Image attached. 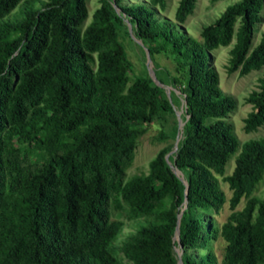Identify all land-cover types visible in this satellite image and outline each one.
Listing matches in <instances>:
<instances>
[{
  "label": "trees",
  "instance_id": "obj_1",
  "mask_svg": "<svg viewBox=\"0 0 264 264\" xmlns=\"http://www.w3.org/2000/svg\"><path fill=\"white\" fill-rule=\"evenodd\" d=\"M86 1L0 0V264H123L115 250L130 264H177L176 248L181 264H264V195H253L264 177V137L239 143L227 120L236 102L209 65L210 53L233 41L227 72L262 70L244 99L243 131L264 126V34L251 47L262 0L229 4L199 39L181 30L195 0H178L173 22L153 10L165 0H100L83 27ZM123 20L150 55L172 57L187 117L173 155L161 147L147 174L130 179L141 128L171 105L151 78L129 81L116 40ZM216 177L230 191L219 228L196 215L226 202ZM140 217L115 247L122 220ZM217 237L225 243L219 262L199 253Z\"/></svg>",
  "mask_w": 264,
  "mask_h": 264
},
{
  "label": "rangeland",
  "instance_id": "obj_2",
  "mask_svg": "<svg viewBox=\"0 0 264 264\" xmlns=\"http://www.w3.org/2000/svg\"><path fill=\"white\" fill-rule=\"evenodd\" d=\"M100 0H87L86 9L87 17L83 22V27L90 21L92 12L100 6ZM149 0H121V6L143 4L148 5ZM237 0H195L194 9L187 17L186 21L181 25L184 34L199 39V33L202 27L212 23L226 6ZM178 0H165V7L159 10L157 6L153 7L156 17L159 20L173 22V15ZM118 11V10H117ZM124 27L116 28V40L123 48L125 59L127 62V75L129 81L134 79L151 78L152 81L162 88L164 97L171 105V110L161 113L150 124L142 127V134L137 139L134 158L131 165L126 170V178L142 177L148 172V162L155 156L157 151L163 146H172L168 156L173 155L174 146H177L182 139V127L187 120L185 116L184 95L177 86L172 82L174 77H178V71L172 57L163 52H153L149 54V46L144 45L136 38L129 24L123 20ZM237 25V24H236ZM235 25V27H236ZM126 28V29H125ZM264 34V0H262V8L259 12V20L255 24L254 34L251 47L255 46L261 35ZM233 41L226 47H219L210 53L209 65L215 70L218 76V87L225 95L232 97L236 102V109L228 115V121L233 127V133L239 143L250 138L264 137V126L258 128L255 132L246 134L243 131V119L250 112L251 106L246 104L244 99L253 90H256L258 79L262 76V70L254 71L246 76L239 77L237 73H228L226 70L228 61V51ZM162 137V139L160 138ZM28 152L33 160H40L43 153L34 147L28 148ZM169 163V162H168ZM233 168V157L228 161L224 175L231 173ZM178 175L182 177L179 172ZM220 190L223 192L226 202L218 209L198 210L196 215L202 218L204 225L219 226L226 220L230 213L227 199L230 191L227 185L221 181L220 177H216ZM253 195L262 197L264 195V177L257 184L253 191ZM243 205V200L236 207L239 210ZM138 220V221H136ZM132 221H123V225L117 239L115 247L119 248L124 237L134 232L142 218ZM206 248L199 251L200 255L211 252L216 262H219L225 243L217 237L210 239ZM176 250V249H175ZM116 257L123 264H130L126 261L119 250H115ZM176 253V251H175Z\"/></svg>",
  "mask_w": 264,
  "mask_h": 264
},
{
  "label": "water",
  "instance_id": "obj_3",
  "mask_svg": "<svg viewBox=\"0 0 264 264\" xmlns=\"http://www.w3.org/2000/svg\"><path fill=\"white\" fill-rule=\"evenodd\" d=\"M174 151H176V146H174ZM167 160V157L165 158ZM172 172L174 173L175 176H177L181 182L184 184L185 188L187 187L186 183L183 181L182 177H180L178 175L179 171L176 170L173 166L169 165ZM186 190V189H185ZM186 194V191H185ZM186 198L184 199V203L185 204ZM184 209V207L182 208V210ZM182 210L179 212L178 216H177V222H176V228H175V232H174V236H173V240L178 242L179 240V231H178V225H179V220H180V216H181V212ZM176 254H177V264H181V260H180V255H181V250L176 248Z\"/></svg>",
  "mask_w": 264,
  "mask_h": 264
}]
</instances>
